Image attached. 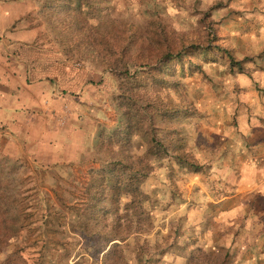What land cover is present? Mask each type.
Masks as SVG:
<instances>
[{"label": "rangeland", "instance_id": "1", "mask_svg": "<svg viewBox=\"0 0 264 264\" xmlns=\"http://www.w3.org/2000/svg\"><path fill=\"white\" fill-rule=\"evenodd\" d=\"M45 1L0 0V66L40 59L33 78L51 72L70 83L57 88V132L86 119L96 130L86 156L69 164L0 155V264H264V217L254 215L264 202L251 197L247 169L264 120V0ZM127 156L146 158L147 216L103 257L104 239L86 231L104 227L82 226L90 170ZM241 173L247 191L225 203ZM233 205L243 210L232 214Z\"/></svg>", "mask_w": 264, "mask_h": 264}, {"label": "crops", "instance_id": "2", "mask_svg": "<svg viewBox=\"0 0 264 264\" xmlns=\"http://www.w3.org/2000/svg\"><path fill=\"white\" fill-rule=\"evenodd\" d=\"M10 22L14 23V21ZM13 40L21 41L16 37ZM259 53L263 57L264 64V23L257 36V54ZM37 55L41 54L36 53ZM10 58L11 61L8 64H5L8 61L6 59L0 66V155L23 154L45 166L69 164L84 158L93 142L96 130V128L91 130L90 127H87L89 119L85 120L86 123L84 121L82 123L69 121L66 123L67 129L65 131L60 129V133L53 125L57 116L53 111V106L62 99L55 97L60 95L57 88L62 87L61 90H64V87L69 86L70 83L63 82L64 77L61 81L57 75H53L51 72H47L43 78H33L32 75L35 72L38 75L43 70L40 59L36 60V65L27 66L21 56ZM58 70L66 77L72 75V71L68 67L58 68ZM258 77L261 87L264 88V65L258 70ZM83 84L85 85L81 82L80 89L82 90L85 89ZM77 88L74 90H78ZM65 94L62 95L65 96ZM82 95L78 96L77 100H84V92ZM35 107H37L36 110ZM69 108L71 110L68 111V116L71 117L72 108L70 106ZM65 115H67V110H64ZM262 118H264V113ZM257 126L253 134L257 136L260 147L255 149L257 156L254 161L248 162L247 165V169L252 170L253 176V179L250 180L252 182H250L249 191L254 190L251 197L256 196L264 202V120ZM241 177L236 183L237 188L234 189L238 193L222 198L225 203L238 200L242 197L241 192L247 191L248 185L246 187L243 184L244 173H241ZM239 187L242 188L239 189ZM248 196L250 197V194ZM230 210H232V214H237L243 210V206L233 205L232 209L228 211ZM254 215L257 219L264 217V203L257 207ZM260 226L257 223L258 231Z\"/></svg>", "mask_w": 264, "mask_h": 264}, {"label": "trees", "instance_id": "3", "mask_svg": "<svg viewBox=\"0 0 264 264\" xmlns=\"http://www.w3.org/2000/svg\"><path fill=\"white\" fill-rule=\"evenodd\" d=\"M52 2L54 3L55 0H46L45 8L50 9ZM64 2L65 4L81 6L80 0H64ZM107 44L106 49L108 48V50L106 52H115L113 47ZM164 59L169 61L174 59V57L172 55H166ZM127 130L128 128H126V132ZM113 133L116 134L117 131L115 130ZM159 147H162V145H157L156 149L158 148V151L155 154L159 153ZM145 159L144 157L134 159L132 156L120 159H109L99 169L90 170L92 181L86 188V203L83 209V215L87 211V219L83 221L85 223L82 226L86 228V222L92 221L94 222V226L101 225L104 227L105 230L103 232L86 231L87 237L92 242L96 239H104L105 249L101 251V253L104 252L103 257L108 255L111 248L116 247L119 242L123 243L127 240L130 234L127 230L134 224V218L138 222L146 220L147 214L142 205V193L140 189L141 184L149 173L148 165L144 164ZM176 159L180 164L185 163L179 157H176ZM188 166L195 169L192 164H188ZM122 199H128V201L122 204L120 202ZM111 215H113V219L108 222L107 216L109 217ZM143 217H145L144 220ZM56 218L59 220L58 215H56ZM123 227L126 230H122ZM106 228L109 230L107 231ZM135 234L138 235V233ZM144 243L147 242L144 241Z\"/></svg>", "mask_w": 264, "mask_h": 264}]
</instances>
